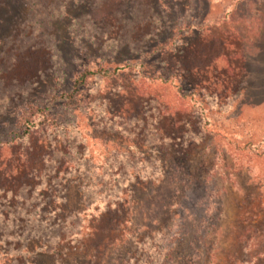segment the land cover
Here are the masks:
<instances>
[{"label":"rangeland","instance_id":"374dc122","mask_svg":"<svg viewBox=\"0 0 264 264\" xmlns=\"http://www.w3.org/2000/svg\"><path fill=\"white\" fill-rule=\"evenodd\" d=\"M237 1L0 0V264L264 249V0Z\"/></svg>","mask_w":264,"mask_h":264},{"label":"trees","instance_id":"16d2710c","mask_svg":"<svg viewBox=\"0 0 264 264\" xmlns=\"http://www.w3.org/2000/svg\"><path fill=\"white\" fill-rule=\"evenodd\" d=\"M191 3L192 2V0H186V3L188 4V3ZM236 6H234L233 7V10H232V12L231 13H228V17H227V19L228 20H230L231 19V21H232V19H234V21L233 22H239V21H241L242 23H252L253 22V24H255L254 22H257L258 21V18H253V17H251V16H248L246 13H242V11L241 10H239V8H242V7H246L247 5H248V3H247V0H238L237 2H236ZM238 10V11H237ZM235 11H237L238 12V14H239V11H241V13L243 14V15H239V18H238V14L237 13H235ZM235 13V14H234ZM248 16V17H247ZM235 33H237V34H239V35H241V34H243L242 33V31H234ZM91 73H83L82 75H80V77H78V78H76L75 80H74V83H73V91L71 92V93H69L68 95H66V98H67V101H66V103L68 102V104L69 105H73V104H75V97H74V95H75V93H77L78 92V90H79V88L84 84V82H85V80L88 78V76L90 75ZM24 127V128H23ZM22 128L24 129L21 133H19L17 136H16V138H23L26 134H27V132H28V129H29V127L27 126V124H25L24 126H23ZM174 193H173V199H174ZM174 204V203H173ZM170 206H171V204L170 205H168L167 207L168 208H170ZM242 251H243V253L244 254H246V256H247V260L244 262L245 264H257V263H259L260 261H262V260H264V249H261V248H259L257 251H249V248L247 247V245L245 244L243 247H242ZM37 257H39V258H44V257H48V255L47 254H43V253H41V254H38L37 255ZM240 264H242L243 263V261L242 260H240V261H238Z\"/></svg>","mask_w":264,"mask_h":264}]
</instances>
